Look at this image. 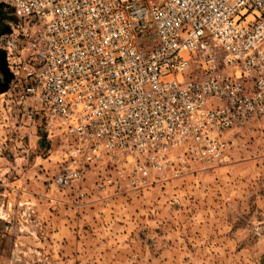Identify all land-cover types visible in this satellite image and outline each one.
<instances>
[{
	"label": "built area",
	"instance_id": "2783aa9c",
	"mask_svg": "<svg viewBox=\"0 0 264 264\" xmlns=\"http://www.w3.org/2000/svg\"><path fill=\"white\" fill-rule=\"evenodd\" d=\"M0 6L12 17L0 36L7 93L56 140L52 179L78 199L102 167L143 187L175 163H222L235 128L264 118V0Z\"/></svg>",
	"mask_w": 264,
	"mask_h": 264
},
{
	"label": "rangeland",
	"instance_id": "374dc122",
	"mask_svg": "<svg viewBox=\"0 0 264 264\" xmlns=\"http://www.w3.org/2000/svg\"><path fill=\"white\" fill-rule=\"evenodd\" d=\"M10 18L0 6V36ZM8 89L0 92V264H264V118L235 128L222 163H175L143 187L102 167L78 199L52 179L58 143ZM99 175L113 182L99 185Z\"/></svg>",
	"mask_w": 264,
	"mask_h": 264
},
{
	"label": "water",
	"instance_id": "95a60500",
	"mask_svg": "<svg viewBox=\"0 0 264 264\" xmlns=\"http://www.w3.org/2000/svg\"><path fill=\"white\" fill-rule=\"evenodd\" d=\"M9 31L6 30L4 31L5 33ZM0 55L2 56L1 60H2V65L0 66V69L3 71L5 78H4V83L0 82V92L6 91L9 88V82L12 79V74L9 72L8 68H7V64L5 61V52L2 51L0 52Z\"/></svg>",
	"mask_w": 264,
	"mask_h": 264
},
{
	"label": "bare ground",
	"instance_id": "6f19581e",
	"mask_svg": "<svg viewBox=\"0 0 264 264\" xmlns=\"http://www.w3.org/2000/svg\"><path fill=\"white\" fill-rule=\"evenodd\" d=\"M7 64V63H6Z\"/></svg>",
	"mask_w": 264,
	"mask_h": 264
}]
</instances>
